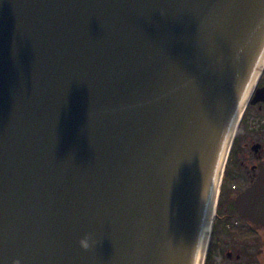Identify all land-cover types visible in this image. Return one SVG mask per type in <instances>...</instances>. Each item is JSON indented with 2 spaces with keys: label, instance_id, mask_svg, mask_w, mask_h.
<instances>
[{
  "label": "water",
  "instance_id": "water-1",
  "mask_svg": "<svg viewBox=\"0 0 264 264\" xmlns=\"http://www.w3.org/2000/svg\"><path fill=\"white\" fill-rule=\"evenodd\" d=\"M263 66L264 0H0V264H202Z\"/></svg>",
  "mask_w": 264,
  "mask_h": 264
},
{
  "label": "flooded vegetation",
  "instance_id": "flooded-vegetation-1",
  "mask_svg": "<svg viewBox=\"0 0 264 264\" xmlns=\"http://www.w3.org/2000/svg\"><path fill=\"white\" fill-rule=\"evenodd\" d=\"M202 264H264V66L231 143Z\"/></svg>",
  "mask_w": 264,
  "mask_h": 264
},
{
  "label": "bare ground",
  "instance_id": "bare-ground-1",
  "mask_svg": "<svg viewBox=\"0 0 264 264\" xmlns=\"http://www.w3.org/2000/svg\"><path fill=\"white\" fill-rule=\"evenodd\" d=\"M201 244H202V241H201ZM199 245V244H198ZM199 250V253H198V255L200 254V250H201V245L200 246H197L196 247V249H194V254H193V257H192V262H191V264H196V263H194L195 261H194V259H195V255L197 254V251Z\"/></svg>",
  "mask_w": 264,
  "mask_h": 264
}]
</instances>
